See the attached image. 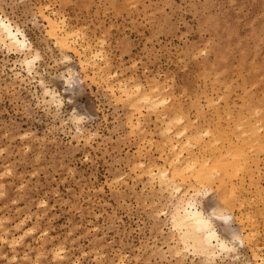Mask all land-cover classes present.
I'll list each match as a JSON object with an SVG mask.
<instances>
[{"label": "rangeland", "instance_id": "1", "mask_svg": "<svg viewBox=\"0 0 264 264\" xmlns=\"http://www.w3.org/2000/svg\"><path fill=\"white\" fill-rule=\"evenodd\" d=\"M0 13L32 48L0 41V264H264V0H0ZM45 15L64 22L77 52L61 48ZM71 69L85 81L66 83L60 76ZM125 85L167 98L160 112L167 106L184 120L173 130L188 120L192 147L180 150L186 137H177L182 159L232 156L251 131L259 156L249 141L251 152L241 148L254 157H242L259 165L244 163L251 170L238 168L225 183L237 186L239 207L229 209L216 188L198 198L206 212L232 214L214 219L233 250L207 260L174 253L183 247L170 222L175 199L142 166H165L177 138L168 116L130 109ZM214 138L216 151L205 147ZM236 229L248 244L232 239Z\"/></svg>", "mask_w": 264, "mask_h": 264}, {"label": "bare ground", "instance_id": "2", "mask_svg": "<svg viewBox=\"0 0 264 264\" xmlns=\"http://www.w3.org/2000/svg\"><path fill=\"white\" fill-rule=\"evenodd\" d=\"M42 13H44V12H42ZM45 17L47 18V22H48L50 30H51V32L53 34L52 36L56 37V40H58L59 45L61 46V48L63 50L72 48L73 51H76L77 47L75 46V44L73 46V44H72L73 42L70 43V39L72 37V33L69 30H67L66 25L64 24V22L61 23V24H60V22L58 23L57 19H56L57 17L56 18L55 17H51L49 15H47V16L45 15L44 18ZM7 18L2 16L1 13H0V41L3 43V45L7 46V48L9 47V48H13L15 50L16 49H21V51L22 50L29 51V53H30V49H32V48H31V43L29 42V39H28L26 33L21 28L15 27L12 24V22L9 19H7ZM73 35H75V34H73ZM243 39H244V37L240 38L239 40H243ZM226 40H228V39H226V37H224V36L221 37V41H226ZM77 51H78V49H77ZM91 58L92 57L86 58V60L84 59L85 60L84 63H91V61H92ZM25 60H26L27 64H30V61H34L35 58L33 60H30L27 57H25ZM25 60H23V62ZM80 61H81V59H80ZM93 63H95V62H93ZM31 67H33V66L31 65ZM31 67H29V69ZM33 68H31V69L33 70ZM84 76L85 75L80 70L71 69V70L68 71L67 74H61L60 77H62L65 80V82L68 83L69 85H77L79 81H81V82L85 81V77ZM118 83H119V81H118ZM123 86L124 85H122L121 87L123 88ZM128 88L129 87L126 88V85H125V95H126L125 98L129 101L128 105H129L130 109L134 111V113L137 111L141 115L143 113V112H141V108H143V106L145 105L149 109H153V112H154L156 118L160 119V117L165 116V115L169 117L168 118L169 120L167 121L168 122V126H169L168 130L171 131L172 137L174 139L177 138V137L180 138V139H181V137H184V136L186 137V139L184 138L186 141H184L183 143L178 138H177V140H175L176 142H174V140H171V142H170V140L168 139L169 140L168 142L170 143V146H169L170 147V156L164 162L165 166L159 167L157 169H153L152 166H149V165H151V163L150 164L147 163V165L149 167L148 166L146 167V165L142 166V171L144 173V176H147V178L151 182V184H152V181H154L155 179H159V182H160L159 184H160L161 189H165V190L169 189L171 196L175 199V200L172 201L173 202V208H172L171 213H170V222H171L173 230L175 229L177 231V234H176L177 235V242L178 243H182L183 247L181 249V248H179L177 246L178 248L174 249V253L177 252L175 254L181 255V257H182V255L184 254V251L191 250L195 254H199L201 257H203L204 259L207 260V259L214 258L217 255V253H220L222 251L233 250L236 247L234 245V243L228 241L225 237L221 236V234L217 230V227H216V224H215V219L227 223L230 220V218H232V214L221 212L222 210L220 209L221 210L220 211L217 206L213 207L212 212H210V213L206 212L205 209L203 208V206L201 205V201H199L198 198H199V195L201 193H203V191L204 192H214L213 188H216L217 189V198H220L221 200H223L228 205L229 209L233 210L232 207L234 208L235 206H237L236 203L240 199H238L237 202L235 200L237 198L238 192H234L235 189L233 187H235L236 185L234 186L231 182H229L230 187H227V184H225V183L228 182L227 180L231 181L230 179H228L229 177H231L230 175H232L231 172H236V171L240 170L238 168H242V170L247 169V167H245V166H248L247 164L251 165V164H253V162L256 161V160L255 161L251 160L252 163L248 162V159L247 160L245 159L246 155H249V156H247V158L251 157L250 156V155H252L251 153H254L255 156L257 155L256 157H254L252 155V157H254L252 159H255V158L257 159V157L259 156L257 154V152L255 154L256 150L254 151V148H253V147H255L254 144L256 146L258 144V143L256 144L254 142V138L256 136L254 137V134H252V136H253L252 141L254 142V144H253L251 142V140H250L251 139L250 138V134L249 135L247 134V133L251 132L250 130H247V129H250L254 125V123L252 124V122H251L250 124H252V126H250V127L244 126V127L247 128V129L245 128V131L247 130V133H245L243 129H242L243 131L241 130V132H244L247 136H249V138L245 137L243 139H247L248 138L247 139L248 140L247 143L249 145H250V142L252 143L251 144V148L253 150L252 152H251V148H250V150L247 149L249 145L246 144V147L245 146L243 147L242 145L240 146V144H236L234 142L235 143L234 147H237L236 148L237 151L235 149L236 152L234 151L233 155L231 156L232 153L230 152L231 151L230 150L229 152L231 154L230 153L228 154V152L224 153V155H225V157H224V155L221 153L223 151L222 146H224L223 142L226 141V139H228L227 141H229V143H230V141L232 142V140H229V137L227 138V135H226L225 136L226 139L223 138L224 141L221 142L222 146H221L220 149H222V151H220L219 153H220V155L221 154L222 155L220 157L219 156L217 157V155H216L214 157V159L212 158V162L209 163V161L207 160L208 159L207 157H209V155L207 157L204 156L205 158H207L205 160H201L202 158L199 159L198 156H196V155L195 156L191 155L188 159H184V158L182 159V155H181L182 151H180V150H184V146L187 145V143L189 144L187 146H191L192 147V145H190L191 142H192L190 140L191 139V135H190V132L187 130L188 129V127H187V121L188 120L186 121L185 125L183 124V128L181 130H178V129L177 130H173L174 125L179 124V122L182 123V122H184V120H183V117L178 114V111L176 109L172 108V110L169 111V107L165 106V107H162L163 108V110H162L163 113L160 112L161 110H160L159 106L165 105L166 101H167V98H165L163 96H159L158 94H155V92L153 91L154 89H151L150 91L142 90V89H140L139 85H138V88L136 86V91H129L130 89L128 90ZM123 90H124V88H123ZM155 91H158V90L155 89ZM161 91L159 90V94L161 93ZM51 95H52L51 97H53L54 99L58 96V94H56L55 92L54 93L52 92ZM56 99H58V98H56ZM253 110H256V109H253ZM252 112L253 111H251L250 114L253 116V114H255V112L253 114H252ZM241 117H243V116H241ZM248 117H250V116H248ZM74 118L75 119L78 118L77 120L79 122L83 119L81 115H79V117L74 115ZM237 118H238V116H237ZM128 119H129V122L132 124L133 123V119L131 117H129ZM136 120H138V122L141 121V119L139 117ZM260 120H261V118H260ZM260 120H258V121H260ZM238 121H239V118H238ZM174 122H176V123L178 122V123L177 124L176 123L173 124ZM238 123H236L237 125H235L236 128L238 126ZM256 123H257V120H256ZM259 123H261V122H259ZM145 125H147V121H146ZM240 126H241V124H239V127ZM242 127L243 126H241L240 128H242ZM144 129L145 128H143V130ZM252 129H253V127L251 128V130ZM255 129H253L254 131L252 130L253 133H256ZM241 132L238 135L240 139H242L241 137L244 136V134L242 135ZM223 133H221V134H223ZM226 133H227V131H226ZM199 135H197V136L200 137ZM216 135H218V134H216ZM192 137L195 138V140H196L195 135H193ZM219 138H220V136L218 137V139ZM236 138H237V134H236ZM199 139H201V137ZM199 139L197 138L196 141H198ZM243 139H242V141H244ZM247 140H245V141H247ZM210 141L212 142V144H209L208 143L209 141L206 142L207 144L210 145V146L209 145L207 146L205 144L206 148L211 147V145H212V147L215 148V146H213V143H215L214 141H219V140H217V139L215 140V138H214L213 141L212 140H210ZM240 142H241V140H240ZM181 143H182V145H180ZM183 144H184V146H183ZM260 144L261 145H259V146L261 147L263 145L262 141H261ZM179 145L183 149H180L178 151L176 149H177V147ZM219 145H220V143H219ZM236 145H239L240 147L236 146ZM252 145H253V147H252ZM202 146H203V144H202ZM238 147H239V149H238ZM241 147H243V149L246 148V150H248L247 152L250 151L251 153L250 154H246L247 152L245 150H243ZM258 147H256V148H258ZM262 147L263 148H261V149H264V146H262ZM185 148L187 149L189 147L185 146ZM217 148H219V146L215 148V151H216ZM203 149H205V148L203 147L201 150H203ZM259 149L260 148H258V150ZM187 150H185V151H187ZM240 150H243V151H240ZM244 151H245V153H244ZM261 151H260V153H261ZM224 152H226V151H224ZM206 153L208 154L207 151H206ZM206 153L204 151V154H206ZM243 153L245 154V156L244 155L243 156L245 157L244 159L246 161H244V159L242 157ZM226 154H227V156H226ZM187 156H189V155H187ZM239 156H240V158L242 157V159H241L242 161L240 159H238ZM241 162H243V165L239 164ZM244 163L245 164L247 163V164L245 165ZM258 163H259V161L255 162L254 165L257 167L259 165ZM141 164H144V163H141ZM250 165H249V167H250ZM138 167H140V166H138ZM236 168H237V170H236ZM247 170H251V168L247 169ZM247 170H246V172H247ZM229 173H231V174L229 175ZM233 174H236V173H233ZM236 175H238V174H236ZM232 176H234V175H232ZM217 182H218V185L216 184ZM215 184L217 186H215ZM259 194H260V192H259ZM238 198H239V195H238ZM238 207H239V205L237 206V208ZM163 214H164V212H163ZM235 217L237 218V221L240 219L237 216H235ZM241 221H242V218L239 220V222H241ZM231 233H232V239L235 240V241H240L243 244H245V240H246V242L248 240L250 241V238L244 239L243 236H245V235L244 234L242 235L241 229H240V231L237 230V229L233 230ZM173 237L176 238V236H173V235H171V236L169 235L167 237V240H168L167 243L169 244V245L168 244L167 245L169 247L171 245V243L169 242V239H174ZM246 237H248V236H246ZM251 238H252V236H251ZM10 239H12V241H13L14 237H11ZM15 239H17V238H15ZM14 243L12 242L10 244L12 245ZM251 243L252 242H250L249 244H251ZM247 244H248V242H247ZM175 248H176V246H175ZM250 248L253 250V246L252 247L250 246ZM54 255H57V254L54 253ZM58 256H60V255H58ZM118 260L123 261V260H121V257ZM123 262H122V264H123ZM117 263H119V262H117Z\"/></svg>", "mask_w": 264, "mask_h": 264}]
</instances>
